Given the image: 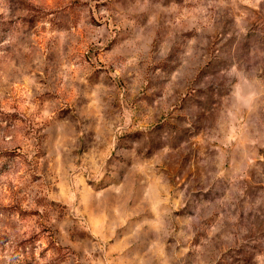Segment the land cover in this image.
<instances>
[{"label":"rangeland","instance_id":"374dc122","mask_svg":"<svg viewBox=\"0 0 264 264\" xmlns=\"http://www.w3.org/2000/svg\"><path fill=\"white\" fill-rule=\"evenodd\" d=\"M0 264H264V0H0Z\"/></svg>","mask_w":264,"mask_h":264}]
</instances>
